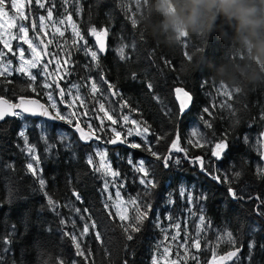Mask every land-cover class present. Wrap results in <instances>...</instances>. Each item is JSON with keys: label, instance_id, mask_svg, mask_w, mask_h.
<instances>
[{"label": "trees", "instance_id": "obj_1", "mask_svg": "<svg viewBox=\"0 0 264 264\" xmlns=\"http://www.w3.org/2000/svg\"><path fill=\"white\" fill-rule=\"evenodd\" d=\"M81 4L83 11L79 17L73 12V20L89 45L95 46V38L87 32L89 26L109 30L107 51L101 55L100 63L103 75L120 95L109 96L107 85L100 82L99 70L93 68L90 73L87 72L84 67L86 57L75 49L71 66H66L71 75L60 80V87L65 88L67 93L68 86L83 83L91 75L104 92L106 108L118 122L113 125L102 112L96 111L98 104L91 97L86 100L87 116L80 115L78 105L75 108L68 107V112H65L62 105H69L71 101L68 99L71 96L66 94L62 102L55 86L52 89L40 88L39 85L44 80L40 75L37 76L35 93L31 90L22 91L29 81L26 76L18 73L9 77L13 83L6 85L7 91L0 88V96L10 101L14 102L19 96H24L37 98L47 106L49 102L45 92L51 91L59 99L62 114L68 115L73 110L77 112L73 124L64 120L61 125L39 120L40 127L37 120L16 117L0 121V233L10 230L12 224L17 228L11 245L13 251L8 260L15 259L16 264H57L62 258L66 264H72L73 261L84 264L75 255L72 242L62 233L79 234L85 223L90 224L94 220L96 228H90L89 234L81 239L82 247L91 250L95 264H123L125 260L127 264H151L153 255L157 254L156 246L163 240L164 233L161 229L164 225L178 219L183 224L187 217L192 229L202 208L203 214L211 221V227L201 234V251L198 254L200 264H208L216 245V237L225 230L232 231L243 242L241 257L248 255V243L254 239L256 248L253 250L251 264H264V248L261 247L264 245V217L254 211L256 201L230 198L227 184L217 183L196 164L184 158L183 153L175 150H172V156L179 158L180 163L177 165L170 160V167L165 168L161 161L155 160L150 153L141 149H132L126 144L107 146L113 169L121 173L115 182L117 189L128 200L138 199L152 206L141 231L134 234L133 240L127 241L120 227L117 210L104 188V177L101 173L94 172L86 162L89 156L93 157L94 142L82 141L74 127L78 121L81 128L89 131L87 125L90 124L97 129L96 135L107 142L115 137V133L109 128L112 126L123 133L121 138L140 143L143 137H128L125 134L127 129H123L122 116L128 115L129 122L126 124L129 127L134 126L131 120L147 123L151 133L147 135V141L153 144V151L162 156L167 155L170 150V142L175 138L173 133H178L179 146L188 150V157L202 156L206 168L211 160L212 166L223 173L241 171L240 179L232 186L238 192L243 190L264 198V179L255 173L257 164L263 167L258 155L261 145L256 140L259 133L264 131V120L261 119V114L264 113V63L253 55L250 47H245L238 29L222 18L217 19L215 25L210 24L205 17L196 27H175L173 13L182 10L185 0H81ZM258 6L264 7V4L258 0ZM62 11L60 0H56L53 20H59ZM30 15L38 17L45 15V12L33 4ZM132 18L135 26L131 23ZM23 23L28 26L29 22ZM37 25L36 31L41 32L39 39L47 43L52 38L53 30L48 28V35L45 36L38 21ZM63 31V38L57 34L56 41L48 45V53L57 52L60 41L71 43L69 25L66 24ZM29 33L36 35L30 27ZM133 42L134 48L131 46ZM121 43L129 46L126 48V55L129 57L126 60H121L116 51ZM58 55L63 56V51H59ZM149 83L152 85L151 89L147 87ZM221 86L233 91L230 99L218 91ZM177 87L192 95V101L182 115H177L180 105L174 91ZM88 91L87 87L82 86L81 96H86ZM155 97H159V100ZM121 98L128 105L122 110L111 102ZM222 104H230L232 111L221 107ZM205 107L213 113L211 119L215 137L201 120V116L204 120L210 119L202 111ZM101 119H104L103 125H100ZM25 126L29 143L35 145L40 156L41 175L47 182L46 191L60 205L57 209L59 215L46 206V197L39 191L35 178L26 171L31 158L23 151L24 142L17 135ZM197 129L208 134L209 140L219 138L224 132L230 133L229 148L221 160L211 156V144H205L203 148L187 144V140L192 138L191 132ZM166 133L167 137L156 143V137ZM42 134L48 137L49 144L54 145L50 150L41 139ZM62 135L67 137L63 142L60 139ZM245 136L248 137V143L244 142ZM129 158L134 163L141 159L145 161L155 178L156 188L146 190L140 184L141 174L136 173L129 165ZM7 165L13 167L10 169ZM9 189L12 190L10 202ZM181 189L186 190L183 197L180 195ZM73 190L79 192L80 201L73 196ZM188 193L193 195L191 203L187 198ZM201 193L207 199L197 202L195 197ZM170 195L173 203L168 202ZM69 203L79 208L80 213L64 206ZM132 214L131 206L128 215ZM169 215L172 220L167 219ZM61 220L67 223L61 224ZM251 228L258 230L252 232ZM96 231L100 232L103 244L95 238ZM173 248L175 249V245ZM228 248L229 245L221 243L216 248L217 254H222ZM190 264L193 262L190 261ZM241 264L249 262L242 260Z\"/></svg>", "mask_w": 264, "mask_h": 264}, {"label": "snow or ice", "instance_id": "obj_2", "mask_svg": "<svg viewBox=\"0 0 264 264\" xmlns=\"http://www.w3.org/2000/svg\"><path fill=\"white\" fill-rule=\"evenodd\" d=\"M35 4L38 9H42L45 12V15H40L38 17H32L30 15L31 7ZM60 5L62 11V16L59 20H53V13L56 9V0H26V5L19 2V0H0V43L3 44V49L6 51H0V88H3L5 91L8 89L6 85L12 84L13 81L9 79L12 76L13 71L19 72L22 76H26L29 83L26 88H23L22 91L31 90L33 93L37 92L36 81L37 76L44 73L45 79L39 85L42 89H52L55 86L57 90V96L63 102L64 96L67 94L72 97L71 102L68 107L75 108L77 105L81 109L80 115L87 116L88 110L86 107V100L88 97H91L93 101L98 104V108L96 111L102 112L104 117L111 121L113 125L117 124V119L111 114L108 108L105 106V96L104 92L98 86L97 81L91 77V75L87 76L83 83H72L67 87V93L65 92V88L60 87V80H63L65 77L70 76L71 72L68 67L71 66L70 61L71 57L74 54L73 49L78 52H82L86 57L85 61V69L87 72H91L93 68L99 70V79L100 82L107 85V91L110 97H118L120 94L115 89L114 85L109 83L108 80L103 75V69L100 63V57L102 54L106 52V38L108 36V28H101L98 30L95 26H89L87 28L88 35L95 38V46L89 45L88 40L85 38V35L81 32L77 23L73 20V12L76 13L77 17H79L80 13L83 11V6L81 4V0H60ZM27 6L28 12H25V7ZM71 9V11L69 10ZM5 18L8 23H5ZM19 21V23L17 22ZM23 21H28V26H25ZM37 21L39 22V28L44 30L48 24L53 26L52 38L45 43L44 40L39 39L41 32H37ZM47 22V23H46ZM131 23L134 25V18L131 19ZM71 26V43L68 44V41H60L58 42V51L53 53H48V45L52 44L56 41L57 34L59 37L63 38L65 35V31L61 30V27L65 25ZM59 25V26H56ZM15 29V32L5 33L3 30L5 28ZM29 27L36 33L35 37L32 39L29 38ZM67 30V29H65ZM7 35V38L5 36ZM43 35H48L46 31H43ZM102 37L104 39H102ZM33 39L38 40V43H33ZM10 40H21L24 44H27L28 49L31 53V58L25 57V49L19 48L18 51H13ZM67 45V47H64ZM133 48L135 47V42L131 45ZM129 46L127 44L121 43V46L116 49L118 56L121 60H126L129 57L126 55V48ZM59 51H63L64 55H58ZM11 53L13 56H18L20 60V64L18 68H12V61L7 59L8 54ZM46 57H51L46 59ZM55 60L56 68L55 73L57 75H53L48 72L49 64L53 63ZM40 69V72L33 74L31 69ZM63 72V75H59ZM52 75V80H48L47 76ZM133 79H135V74H133ZM87 87L89 89L86 96H81L80 89L81 87ZM149 89L152 88V85L149 83L147 85ZM177 94V98L180 99L179 112L177 115H182L184 111L189 107L192 101V95L185 91L181 87H177L174 89ZM218 91H221L222 94L231 98L233 91L226 90L223 86L220 87ZM75 92V95H73ZM182 94V98L181 95ZM47 99L51 102L48 107L40 104L38 100L26 98L24 96H19L17 103H13L8 99H5L3 96H0V121H5L8 117H16L23 119L25 114L32 116H47L52 120H64L68 124H73V119L77 117V112L75 110L68 113V115H64L60 112L57 107L56 100L53 97L51 91L45 92ZM155 99L159 100V97H155ZM117 104L118 109H123L127 107V101L122 98L119 101H111ZM49 107L55 111V115L49 111ZM213 107H215L213 105ZM221 107H227L229 111H232L230 104H222ZM203 113L207 114L210 119L204 120V117L201 116V120L204 121V127L211 131V135L213 137L216 136L213 127V120L211 117L213 113L209 111L208 107H205ZM119 114V113H117ZM261 119L264 120V113L261 114ZM122 121L126 124L129 122V116L123 115ZM104 124V119L100 120V125ZM132 125H136L135 135L143 137L142 142H131L126 138L121 139V133L116 131L115 128H112V131L115 133V137L109 139L107 142L111 144H116L117 142L126 144L129 148L132 149H141L145 152L150 153L152 157L157 161H161L162 166L165 168L170 167L169 161L171 160L174 164H179L180 159L174 158L172 156V150L176 152H180L184 154V158L189 159L190 162L196 164L202 172L206 175H209L212 179H214L217 183L227 184L228 185V193L230 198L234 200H245L248 201L255 200L256 203L254 205V211L257 215L264 217V198H261L259 194L253 196L250 193H245L243 190L238 192L232 185L234 182L238 181L242 175L241 171H235L231 173H223L219 170L215 169L212 166L211 160L208 162L209 167H205V161L202 156L188 157V150L184 147H180V136L178 133H173L174 139L170 142L171 147L167 155H161L157 151H153V144L147 141V135L150 133V127L146 122H138L136 120H131ZM141 124L143 126H141ZM76 131L80 133V138L83 140H90L93 137L96 139H100L98 135H96L97 129L92 128L89 124L87 125L89 131L86 133L83 128L80 127L78 121L74 124ZM103 131V128L99 129ZM133 134V129L129 128L126 136H131ZM230 133L224 132L220 135L219 138L209 140L208 134L201 133L198 129L193 130L191 132V139L187 140V144L196 148H203L205 144H211L210 154L216 160H221L224 156V153L229 148L228 136ZM18 137L21 138L24 142L25 148L23 151L27 153V155L31 158V162L26 165V171L31 174L32 177L35 178L36 183L39 185V191L43 193L46 197V206L53 212H56L59 215L57 209L60 207L57 200L53 199L51 195L46 191L47 182L42 177V170L39 169L40 156L36 153L35 145L29 143L28 135H27V127H22L20 131L17 133ZM154 135V134H153ZM167 137V133L164 136H157L156 143H159L161 139H165ZM41 139L44 141L47 149L50 150L54 145L48 143V137L46 135H41ZM61 142L67 139L66 136H61ZM203 141V142H202ZM244 142L248 143V137H244ZM256 143L264 146V131L259 133L257 137ZM70 146V145H69ZM99 157V163L96 164L93 160L92 156L87 158V164L92 166V170L94 172H99L104 177V188L107 190L109 187V179L111 178V182L114 184L116 179L121 176V173L118 170L113 169L111 162L108 161L107 151L97 152L95 154ZM259 158L262 162H264V150H260L258 152ZM129 165H131L136 173H140L139 182L140 184L145 186L146 190L154 189L157 187V183L155 181L154 176L152 175L150 169L146 167L145 161L143 159L134 163L131 158L128 159ZM8 168H12L13 165H7ZM256 175L264 179V167L260 164H257L255 169ZM223 176V179L221 178ZM186 190L181 189L180 195L183 197L185 195ZM118 200L123 203L122 198L120 197V191L117 189L115 193ZM73 196L77 201L81 200V196L79 192L73 190ZM12 190L9 189V202L11 201ZM111 199V195L108 197ZM189 203L193 200V195L188 193ZM197 202L206 200L207 197L203 193H201L198 197H195ZM169 203H173L171 199V195L169 196ZM128 203L133 208V214L130 216L125 211H120V203L116 205L118 211L117 215L120 220V227L122 229V233L127 241H131L134 238V234L141 231L144 222L149 217V212L152 210V206L150 203H142L138 199H130ZM65 207L72 208V211L75 213H80V209L74 207L73 205L66 204ZM44 206H42L43 208ZM107 208L108 205L106 204ZM201 214L197 216V220L199 224L196 228V236L192 237L189 233H185L187 239L181 240L180 233V224L174 223L171 225V228L175 231V234L169 237L166 229H161L164 232L163 240L156 246V253L152 257L151 264H190V261L193 264H200L199 252L201 251V234L205 233L211 227V221L209 218L203 214V209L201 208ZM85 212L87 210L85 209ZM84 219L83 216L80 217ZM168 220H172L171 215L167 217ZM67 221L61 220V224H66ZM159 223V220H157ZM73 227H75V222L73 221ZM96 228V222L93 220L91 223H85L83 225L82 231L79 234L75 232H63V236L67 237L74 246L75 255L80 257L84 264H95V259L92 256L91 250L87 247H82V237L89 234V230ZM252 232L257 231V228H251ZM17 232V228L15 224L10 226V230L6 229L3 233H0V264H16L15 259L9 261L8 256L12 254V243L14 242L15 234ZM95 238L103 244L101 240L100 232L96 231L94 233ZM207 243V241H205ZM221 243H225L229 245V248L226 249L222 254H217L216 248L219 247ZM173 245H175V255L173 256ZM243 242L238 240L236 236H234L232 231L225 230L220 233L216 237V245L213 248L211 261L208 264H241L242 260H247L249 264H251L253 250L256 248V241L251 239L248 243L249 252L246 257H241L240 253L243 250ZM264 248V245H261ZM162 249V252H161ZM182 250V253H181ZM107 254V250L105 249ZM57 264H66L64 259H59ZM72 264H78L77 261H73ZM123 264H127V261H123Z\"/></svg>", "mask_w": 264, "mask_h": 264}, {"label": "clouds", "instance_id": "obj_3", "mask_svg": "<svg viewBox=\"0 0 264 264\" xmlns=\"http://www.w3.org/2000/svg\"><path fill=\"white\" fill-rule=\"evenodd\" d=\"M205 17L212 25L221 18L234 25L245 47L264 63V7L258 0H185L182 10L173 13V24L180 29L196 27Z\"/></svg>", "mask_w": 264, "mask_h": 264}, {"label": "rangeland", "instance_id": "obj_4", "mask_svg": "<svg viewBox=\"0 0 264 264\" xmlns=\"http://www.w3.org/2000/svg\"><path fill=\"white\" fill-rule=\"evenodd\" d=\"M19 2L20 3H22V4H25L26 5V0H19ZM27 7V6H26ZM26 7H25V12H26ZM5 23H8L7 22V20H6V18H5V21H4ZM18 23H19V21H17ZM47 23V22H46ZM26 26V25H25ZM56 26H59V25H56ZM64 27L65 26H63V27H61V30L63 31L64 30ZM69 27L71 28V26L69 25ZM48 28H50V29H52L53 30V26L51 25V24H48V26L43 30V31H47V29ZM5 33H8V32H15L16 30L15 29H12V28H5L4 30H3ZM28 36H29V38L30 39H32L33 37H35V35H32V34H30V33H28ZM5 38H7V35L5 36ZM10 43H11V45H12V48H13V51L15 52V51H18V49L19 48H24L25 49V57L26 58H31V53H30V50L28 49V46H27V44H24L23 43V41H21V40H10ZM33 43H38V40H36V39H33ZM0 51H6V49H3V44L2 43H0ZM49 57H46V59H48ZM7 59L8 60H11L12 61V68L13 69H15V68H18L19 67V64H20V60H19V57L18 56H13L11 53H9L8 54V56H7ZM66 67V66H65ZM55 68H56V64H55V60H53V63L52 64H49V66H48V72L49 73H52L53 75H57L56 73H55ZM31 71L33 72V74H35V73H37V72H40V69L39 68H37V69H31ZM14 73H18V74H20L19 72H16V71H13V74ZM12 74V75H13ZM59 75H63V72H61ZM40 77L41 78H43V79H45V75H44V73H41V75H40ZM52 75H49V76H47V79L48 80H52ZM53 94V93H52ZM53 97H54V99L56 100V103H57V107L59 108V104H58V98L53 94ZM71 99H72V97L71 98H69L68 100H70L71 101ZM47 101L49 102V104L51 103L48 99H47ZM62 104V103H61ZM64 105H67L66 107L65 106H63L62 105V108L64 109V111L65 112H68V110H67V108H68V103H64ZM49 106V105H48ZM50 108V107H49ZM51 109V108H50ZM52 110V109H51ZM60 110V109H59ZM53 111V113L55 114V111L54 110H52ZM23 118H27V117H23ZM28 119H30V120H37V122L39 121V120H41V119H32V118H28ZM41 122H43L44 123V121H41ZM41 122L39 121L38 122V124H39V126L41 127ZM108 122H111V121H108ZM45 123H46V121H45ZM49 123V122H48ZM109 128L110 129H112V128H115V127H112V126H109ZM127 129V130H125V134L127 133V131H128V129L129 128H132L133 129V134L132 135H135V128H136V125H134L133 127H129L127 124H125L124 123V125H123V129ZM116 129V131H117V128H115ZM87 131V130H86ZM88 132V131H87ZM120 133H121V135L123 134L121 131H120ZM129 137V136H128ZM95 137H93L91 140H89V141H92V142H94L93 143V148H94V154H93V160H94V162L96 163V164H98L99 163V157L98 156H96L95 154L97 153V152H101V151H107V153H108V156H107V159H108V161H110L111 162V159L109 158V152H108V147L107 146H112V144L111 143H107V142H105V140L104 139H102L101 137H100V139H94ZM121 139H123V138H121ZM82 140V139H81ZM83 141V140H82ZM86 141H88V140H86ZM36 153H37V151H36ZM37 155H38V153H37ZM139 161V160H138ZM31 162V161H30ZM111 165H112V162H111ZM39 169H41V166H40V164H39ZM113 167V166H112ZM105 179V178H104ZM109 179V187L107 188V191H108V194L109 195H111V199H112V201H113V205H114V207L116 208V210L118 211V209H117V207H116V205L118 204V203H120V211H125L126 210V212H127V214H128V209L131 207L130 206V204L128 203V199L127 198H125L122 194H121V192H120V197L122 198V201H123V203H121V201L120 200H118L117 199V197H116V195H115V193H116V191H117V188H118V185H116L115 183L113 184L112 182H111V178H108ZM116 181H117V179H116ZM115 181V182H116ZM188 215H189V218H191V216H190V214L189 213H187ZM184 217V216H183ZM185 222L183 223V224H181L180 223V219H178L177 221H174V222H171V223H169V224H165L164 225V227H163V229H166L167 230V234L171 237L172 235H174L175 234V231L171 228V225L172 224H174V223H179L180 224V233H181V237H180V239L181 240H184V239H187L188 237H186L185 236V233L187 232V233H189L192 237H194V236H196V228H197V226H198V224H199V221L198 220H196L195 221V224H194V226H193V228L191 229L190 228V226L188 225V221L190 220V219H187V217L185 218ZM164 233V232H163ZM162 252V251H161ZM181 253H182V250H181ZM175 255V249L173 248V256ZM219 255V254H218ZM211 261V257H209V259H208V262H210Z\"/></svg>", "mask_w": 264, "mask_h": 264}, {"label": "water", "instance_id": "obj_5", "mask_svg": "<svg viewBox=\"0 0 264 264\" xmlns=\"http://www.w3.org/2000/svg\"><path fill=\"white\" fill-rule=\"evenodd\" d=\"M108 37V36H107ZM102 39H104L103 37H102ZM106 49H107V47H108V38H106ZM107 51V50H106ZM104 54H106V52L104 53ZM104 54H102V55H104ZM181 98H182V95H181ZM30 99H35V100H38L39 101V103L40 104H43V105H45V107H48L46 104H44L43 102H41V100H39V99H37V98H30ZM11 102H13V101H11ZM17 102H19L18 100H16V101H14L13 103H17ZM179 102H180V99H179ZM49 111L50 112H52V114L53 115H55L54 113H53V111L49 108ZM25 117H27V118H32V119H41V120H43V121H46V122H49V123H52V124H63V121L62 120H52V119H50L49 117H47V116H39V115H37V116H32V115H28V114H25L24 115ZM9 118H15V117H9ZM81 127V126H80ZM85 131V130H84ZM86 133H87V131H85ZM79 133V132H78ZM79 136H80V133H79ZM83 140V139H82ZM83 141H86V140H83ZM113 146H119V145H122V143H119V142H117L116 144H112ZM261 150H264V146H261ZM263 163V167H264V162H262Z\"/></svg>", "mask_w": 264, "mask_h": 264}, {"label": "bare ground", "instance_id": "obj_6", "mask_svg": "<svg viewBox=\"0 0 264 264\" xmlns=\"http://www.w3.org/2000/svg\"><path fill=\"white\" fill-rule=\"evenodd\" d=\"M95 139V138H94ZM91 140V139H90ZM85 142V141H84ZM118 218V217H117Z\"/></svg>", "mask_w": 264, "mask_h": 264}]
</instances>
